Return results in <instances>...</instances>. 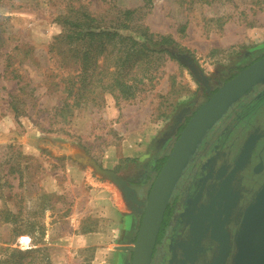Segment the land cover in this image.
I'll list each match as a JSON object with an SVG mask.
<instances>
[{"label":"rangeland","instance_id":"obj_1","mask_svg":"<svg viewBox=\"0 0 264 264\" xmlns=\"http://www.w3.org/2000/svg\"><path fill=\"white\" fill-rule=\"evenodd\" d=\"M70 3L0 0V261L99 264L103 256L99 246L76 249L72 238L86 231H105L108 219L92 206L98 190H115L122 207L121 191L104 174L114 173L133 184L146 178L151 186L155 174L150 169L158 148L172 135L164 154L169 152L177 128L206 101L205 84L198 83L178 58L188 57L204 77L216 80L228 77L236 67L248 64L250 57L264 52V0H72L74 6H84L101 24L111 26L123 10H133L132 36L146 28L149 33L170 37L173 46L163 47L168 53H152L147 64L134 65L133 73L140 74L139 69L146 65L151 73L138 84L139 91L133 97L95 92L94 102L73 108L66 120L59 122L56 120L61 118L54 115L51 106L63 97L59 91L62 85L58 91L47 88L62 70L56 58H49L47 48L62 30L57 15L65 13ZM21 43L26 44L22 49L30 52L31 59L22 60V52L15 50ZM6 54H13V58ZM11 62L18 65L28 83L25 92L35 96L34 107L31 96L27 99L21 94L13 99L16 80L9 73L3 74ZM107 64L111 70L112 63ZM252 92L211 127L183 170L169 216L175 228L182 224L183 197L192 187V176L201 162L213 157L212 151L229 144L230 136L221 134L233 121L240 123L239 128L246 126L244 137L225 157L214 159L210 184L200 196L202 205L196 206L190 218L196 229V214L224 213L234 219L248 203L254 192L248 184L249 172L257 160L264 128L262 102L254 97L258 90ZM261 113L257 117L261 120L254 122ZM72 151L85 155L88 164ZM127 205L126 211H133L132 203ZM3 211L14 214V222L5 223ZM185 228L188 226L180 234L174 231L177 246ZM186 241L172 253L163 250L161 261L173 256L177 264H197L203 258L198 250L203 240L188 235ZM110 245L112 248L113 243ZM4 248L22 253L11 256ZM113 248L116 252L119 249Z\"/></svg>","mask_w":264,"mask_h":264},{"label":"trees","instance_id":"obj_2","mask_svg":"<svg viewBox=\"0 0 264 264\" xmlns=\"http://www.w3.org/2000/svg\"><path fill=\"white\" fill-rule=\"evenodd\" d=\"M6 1L8 3L11 0ZM68 2H71V5L65 13L58 14L56 17L62 27L61 33L53 38L47 48L49 58H56L59 69L62 70L61 74L55 75L58 80L53 81L50 88H47V90L58 91V87L62 85V89L59 91L63 97L58 104L51 106L54 115L61 118V120H56L59 122H64L73 108H80L87 103L94 102L95 92L116 94L123 98L133 97L139 91L138 84L142 83V80L151 73L147 65L139 69L140 74L133 73L134 65L138 64L135 66L139 67L141 64H147L152 53H168L163 47L173 46L170 37L149 33L146 28H142L137 36H132L130 21H132L133 10H123L121 17L117 18L115 24L111 26L101 24L100 19L92 17L84 6H74L72 0H68ZM121 31H129V34L124 35ZM20 45L18 48L16 46L15 50L22 52L24 55L22 60L30 58V52L22 49L26 44L21 43ZM6 56L13 58V54H6ZM99 60H101L100 63ZM105 62L106 64L112 63L111 70L108 69V64L105 66ZM17 66L14 67L11 62L5 65L3 70V74L9 73L16 80V89L14 90L16 93H14L15 95L11 93L12 97L15 100L21 94L27 99L31 96L35 102L32 105L34 107L36 105L35 96L25 92L28 83L23 80ZM72 66H76L77 69L70 70ZM9 67L10 71L8 72ZM33 90L34 88L30 89V92L32 93ZM13 109L17 112L15 106ZM188 119L189 117L186 121ZM186 121L180 126L178 132L181 131ZM18 154L20 155V153ZM167 154L168 151L159 160L157 172L164 164ZM3 215L5 223L14 222L15 217L11 212L3 211ZM3 250L11 251V256H19L22 253L16 249L4 248ZM0 264L18 263L11 261L9 263V260L4 259L0 261Z\"/></svg>","mask_w":264,"mask_h":264},{"label":"water","instance_id":"obj_3","mask_svg":"<svg viewBox=\"0 0 264 264\" xmlns=\"http://www.w3.org/2000/svg\"><path fill=\"white\" fill-rule=\"evenodd\" d=\"M178 60L187 66L198 83L207 84L208 79L188 57L182 56ZM263 83L264 56L220 83L178 133L144 200H137L136 192L114 173L104 174L125 199L140 206L136 209L142 214L137 233L132 245L126 248L131 252L129 264H150L169 199L203 137L233 104ZM237 244L239 253L234 264H264V191L246 211Z\"/></svg>","mask_w":264,"mask_h":264},{"label":"flooded vegetation","instance_id":"obj_4","mask_svg":"<svg viewBox=\"0 0 264 264\" xmlns=\"http://www.w3.org/2000/svg\"><path fill=\"white\" fill-rule=\"evenodd\" d=\"M263 56H264V52L256 53L255 56L253 55L252 58L250 57V60L253 61L249 60L248 64L246 63L236 67L234 71L226 78H218L216 80L208 79L207 84L204 85L206 100L218 88L220 83L227 81L229 78L232 77L234 73H237L244 67L248 66L249 64H251L252 62L256 61L257 59ZM254 58L256 59L254 60ZM255 89L258 90V92L257 94H255L254 97L257 99V101L261 100L260 102H262V104L260 108L264 112V83L255 86L245 96H247L250 93H253L252 91ZM234 106L235 104L233 105V107ZM233 107L229 111H231ZM260 115L262 116L263 113L256 115L254 117V122L261 120L260 118H257ZM262 122L264 125L263 117H262ZM238 124L240 125L239 122L233 121L232 123L229 124V126H227V128H225V130L221 134L222 137L230 136L228 138L230 139V142L225 147V149L219 150L220 145L217 148L216 146H214V148L216 149L212 151L213 157L209 156L207 160H205L203 163L201 162V164H199V166L197 167L194 176H192L190 181L192 182V187L190 189L185 190V194L182 202L184 209L183 218H181L182 220L180 221L182 222V224L178 225L177 228H175L174 223H172L171 220L169 219L170 218L169 216L172 214V210L174 208V202L176 203L174 199V193L177 190L175 189L173 191L169 199L164 214V218L166 215L167 216L165 219L163 218V221L160 226V230L158 232V236L155 242L150 264H177L176 261L173 259V256L170 257L169 259L164 258L165 263H163L161 261L162 259L160 257L161 256L160 254L165 249L171 251V253L174 252L178 242L176 241L177 235L174 236V231H177L180 234L182 229L185 227V225H187L188 228L187 229L185 228L186 230L184 232V235L180 239L177 248L178 247L182 248L186 245L187 242L186 238L188 235L194 236L196 238H201L203 241L200 245H198V250L200 255L203 256V258L200 259L197 264H234L235 263V258L239 253V246L237 244V239L242 228V223L245 218V213L250 208V206L255 203L257 195H259L264 191V128H263V138L259 148V154L257 156L256 162L250 168V172H249L250 176L248 178V184L251 188H254V192L250 196V199L246 204V206L243 208L242 212L240 214H235L234 219L231 218L228 219L227 214L224 215V213H221L219 215L218 213L215 214L211 212L210 213L201 212L199 214H196L197 224L199 220V224L197 225L196 229L194 228L195 222L194 221L192 222L193 217L190 218V216L192 215L194 209H196L197 205H202V199L200 196L201 194H203L204 190H206V186L210 184L209 183L211 179L210 170L212 169L211 165H213L214 159H220L225 157L228 153L231 152L233 146L239 144V142L244 137L243 136L245 134L244 129L246 128V126L242 125L239 128ZM177 133H179L178 128L175 131L174 135H176ZM171 138L172 135L169 137L168 142H166L164 145L158 148V152L156 153L153 159L150 172L155 174V176L157 174V164L159 163V160L166 152V150H168L167 148L170 146ZM189 164L190 162L188 163V165ZM125 182L136 192L137 200L142 201L145 199L148 190L150 188V186H148L147 183L148 179L142 178L139 181H137L135 184L128 181ZM132 205L135 208L133 211L135 216H137L138 218V225H139L142 214L137 212L136 209L139 208L140 206L136 203L135 204L133 203ZM128 253H129V262H130L131 252Z\"/></svg>","mask_w":264,"mask_h":264},{"label":"crops","instance_id":"obj_5","mask_svg":"<svg viewBox=\"0 0 264 264\" xmlns=\"http://www.w3.org/2000/svg\"><path fill=\"white\" fill-rule=\"evenodd\" d=\"M114 191L98 190L94 200H92L95 212L102 213L101 215L108 219L105 224V231H86L72 238V246L76 249L99 246L103 250L99 264H129V251L126 248L134 240L139 226L134 211H126L128 210L127 204L132 202L120 194L121 207ZM114 242H121V244L116 245ZM111 243H113L112 248H110ZM115 246L119 248L116 249L117 252L113 248Z\"/></svg>","mask_w":264,"mask_h":264},{"label":"bare ground","instance_id":"obj_6","mask_svg":"<svg viewBox=\"0 0 264 264\" xmlns=\"http://www.w3.org/2000/svg\"><path fill=\"white\" fill-rule=\"evenodd\" d=\"M72 153V155L73 156H75V157H77L80 161H82L83 163H86V164H88L87 163V157H85V155H83V154H80L79 152H77V151H72L71 152ZM81 157V158H80Z\"/></svg>","mask_w":264,"mask_h":264}]
</instances>
